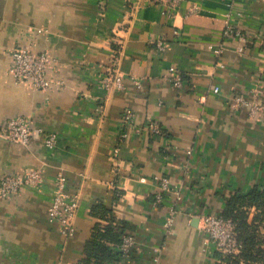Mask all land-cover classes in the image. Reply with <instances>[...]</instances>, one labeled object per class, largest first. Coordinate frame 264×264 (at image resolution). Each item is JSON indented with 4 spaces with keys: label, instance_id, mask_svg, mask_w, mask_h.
I'll use <instances>...</instances> for the list:
<instances>
[{
    "label": "crops",
    "instance_id": "0c3cea01",
    "mask_svg": "<svg viewBox=\"0 0 264 264\" xmlns=\"http://www.w3.org/2000/svg\"><path fill=\"white\" fill-rule=\"evenodd\" d=\"M163 9L158 0H0V123L25 116L39 133L27 148L0 139V176L28 169L43 176L39 188L0 199V264L95 263L106 256L102 248L114 254L118 244L93 240L108 226L133 236L121 264H218L194 216L222 215L235 197L264 196V0H181L172 18ZM228 15L245 36L241 51L222 40ZM157 39L167 44L163 54ZM29 44L50 55L59 84L14 85L9 52ZM114 52L122 87L106 90L97 80ZM170 68L183 76L179 89L163 79ZM253 90V118L248 107L231 108L237 96L253 101ZM128 109L133 124L122 127ZM148 119L159 122L162 137L149 134ZM49 133L54 149L43 142ZM57 175L79 195L68 238L46 217ZM164 176L171 191L156 202L155 178ZM175 191L181 198L167 234ZM246 202L237 210L264 250V210Z\"/></svg>",
    "mask_w": 264,
    "mask_h": 264
},
{
    "label": "built area",
    "instance_id": "2783aa9c",
    "mask_svg": "<svg viewBox=\"0 0 264 264\" xmlns=\"http://www.w3.org/2000/svg\"><path fill=\"white\" fill-rule=\"evenodd\" d=\"M181 0H158L164 9V15L172 18L177 13V8ZM222 40L225 43L237 41L239 51L242 50L240 44L245 42V36L240 28L228 15L225 19ZM155 51L163 54L166 51L167 44L163 39H157L153 42ZM224 45H220L216 51L219 56L223 51ZM10 66L8 74L11 76L14 85L25 86L35 91H43L56 85L57 82L50 78L53 61L46 52H33L31 45L17 47L9 52ZM118 54L114 52L109 60L108 66L104 73L98 78L97 85L109 90L111 88L120 89L122 87V77L118 70ZM220 66H222L220 64ZM173 88L179 89L184 80L183 76L174 68H170L163 76ZM134 84L138 87L139 80L133 79ZM59 84V83H57ZM212 91L220 93V88L215 86ZM253 101L246 99L244 96H237L229 103L231 108L248 107V115L253 118L259 108L256 103L257 91L253 90ZM259 95V94H258ZM122 127H130L133 124V115L131 110H125L121 116ZM146 129L153 137H162L164 131L156 120L148 119L146 121ZM39 133L31 127L30 120L25 116H15L7 120L4 124L0 123V139L28 147L31 140ZM124 137V134H121ZM44 145L48 149H54L57 145V137L54 133L44 134ZM184 158L190 159L192 150L190 147L183 149ZM160 187V193L156 196V202L162 201L163 195L170 193L169 177L155 178ZM43 183V176L40 169H28L23 174H2L0 176V199L9 198L20 193L23 189H37ZM53 194L50 204L46 210V217L49 223L55 224L58 231L65 238L71 237L74 233L73 218L77 212L79 205V195L77 193H68L66 191V179L62 175H57L52 181ZM176 202L173 203L164 215V228L167 234H171V228L178 214L177 205L181 198L179 191H175ZM201 225L206 238L205 250L212 256L214 253L220 256H237L241 251V244L237 239L234 224L231 220L226 219L218 214H205L194 216ZM134 247L133 236L124 233L119 238V242L114 251V258L105 264H121L127 262L131 256ZM158 252L157 249H155ZM210 256V257H212ZM156 259V258H155ZM218 264H223L221 258L215 260Z\"/></svg>",
    "mask_w": 264,
    "mask_h": 264
},
{
    "label": "trees",
    "instance_id": "16d2710c",
    "mask_svg": "<svg viewBox=\"0 0 264 264\" xmlns=\"http://www.w3.org/2000/svg\"><path fill=\"white\" fill-rule=\"evenodd\" d=\"M252 201L253 203H256L257 206L261 208V210H264V196L261 193L254 192L251 197L245 199L242 197H235L232 198L230 202H228L227 210L224 214L221 216L229 219L233 222L235 232L237 235V239L239 243L241 244V251L240 254L237 256H220L224 262L223 264H238L240 260L242 261H254V262H263L264 263V250L259 249L258 242L256 241L255 236L252 235V229L251 227L247 226L245 223V216L243 213L237 208H240L241 206L245 205L244 203H247L246 201ZM258 202H262L261 204ZM114 228L111 226L105 227L104 231H100L97 228V232L94 235L93 240L96 241V243L99 245V241L102 238H106L111 241H116L118 243L119 237L124 234L123 229L121 228L119 231L116 230V232L113 231ZM115 230V229H114ZM98 241V242H97ZM106 252V256L104 258H99V261H96L92 264H101L103 260H111L114 258V254H110L107 252L106 248H102L101 252ZM85 264H90L87 260L85 261Z\"/></svg>",
    "mask_w": 264,
    "mask_h": 264
}]
</instances>
